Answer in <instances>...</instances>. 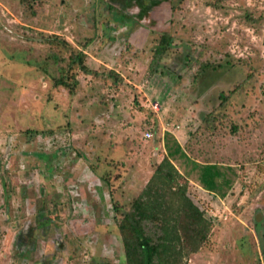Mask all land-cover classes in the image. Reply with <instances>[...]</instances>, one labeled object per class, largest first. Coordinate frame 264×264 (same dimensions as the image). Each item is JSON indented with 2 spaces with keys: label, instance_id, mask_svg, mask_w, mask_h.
Listing matches in <instances>:
<instances>
[{
  "label": "rangeland",
  "instance_id": "374dc122",
  "mask_svg": "<svg viewBox=\"0 0 264 264\" xmlns=\"http://www.w3.org/2000/svg\"><path fill=\"white\" fill-rule=\"evenodd\" d=\"M164 157L207 222L178 264H264V0H0V264H125Z\"/></svg>",
  "mask_w": 264,
  "mask_h": 264
},
{
  "label": "trees",
  "instance_id": "16d2710c",
  "mask_svg": "<svg viewBox=\"0 0 264 264\" xmlns=\"http://www.w3.org/2000/svg\"><path fill=\"white\" fill-rule=\"evenodd\" d=\"M51 43L53 44L54 41ZM61 44L69 52L68 66L77 65L81 71H86L82 64L83 54L80 51L73 52L64 42ZM170 49L171 37L160 35L149 65L151 73L158 72L156 65L158 66L160 61L168 55ZM160 72L162 73V70ZM76 84L73 77L60 76L52 79L51 85L62 87L68 94H72ZM235 87L239 88L240 84ZM233 91L234 89L227 95ZM218 98L219 106H221L226 96L223 97L219 93ZM174 173L176 172L169 159L162 158L154 168V177L159 180L157 184H153L154 177H152L118 222L117 229L121 235L125 264H178L182 255L194 253L199 248L207 222L201 212L184 195L183 188L175 183ZM213 175L215 174L211 176ZM171 189L177 201L174 207L171 203L165 204L162 194L164 190ZM147 224L154 227V234L149 235L145 232ZM259 239L263 244L262 238Z\"/></svg>",
  "mask_w": 264,
  "mask_h": 264
},
{
  "label": "built area",
  "instance_id": "2783aa9c",
  "mask_svg": "<svg viewBox=\"0 0 264 264\" xmlns=\"http://www.w3.org/2000/svg\"><path fill=\"white\" fill-rule=\"evenodd\" d=\"M150 108H151V110H152L153 112H157L159 106H158L157 104L153 103V104L150 106ZM150 137H151V133H150L149 131H145V132L142 133V138H143L144 140H147V139H149Z\"/></svg>",
  "mask_w": 264,
  "mask_h": 264
}]
</instances>
